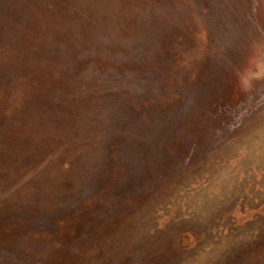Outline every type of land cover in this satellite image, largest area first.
Segmentation results:
<instances>
[{"label":"rangeland","instance_id":"obj_1","mask_svg":"<svg viewBox=\"0 0 264 264\" xmlns=\"http://www.w3.org/2000/svg\"><path fill=\"white\" fill-rule=\"evenodd\" d=\"M0 100V264H264V0H0Z\"/></svg>","mask_w":264,"mask_h":264},{"label":"trees","instance_id":"obj_2","mask_svg":"<svg viewBox=\"0 0 264 264\" xmlns=\"http://www.w3.org/2000/svg\"><path fill=\"white\" fill-rule=\"evenodd\" d=\"M66 75H67V74L63 75V77L60 79V80L64 83V85H66V83H67V82H66V79H67V78H66ZM44 83H45V84L39 83L40 85H38V86H40V87L45 86L46 90H48V89H52V88L55 86V83H56V82L53 81V80L47 79V80L44 81ZM18 84H19V83H18ZM32 85H33L32 83L29 84V86H30V87L28 86L29 89H31V87H33ZM64 85H63V86H64ZM20 86H21V85L19 84V87H20ZM58 86H60V85L57 83V87H58ZM23 87H25V84H24ZM20 88H21V87H20ZM25 88H26V87H25ZM27 89H28V88H27ZM4 96H5V95H4ZM0 101H1V100H0ZM12 115H13V114H12ZM13 116H14V115H13ZM39 123H41L39 120H38V121H34V125H33V127L36 129L37 127H39V126H38ZM36 126H37V127H36ZM187 235H190V234H186V235H185L186 237H183V238H182L183 241H185V239H186L187 237H189V236H187ZM190 238H193V236H191Z\"/></svg>","mask_w":264,"mask_h":264}]
</instances>
